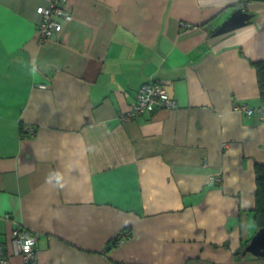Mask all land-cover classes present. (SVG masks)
Returning <instances> with one entry per match:
<instances>
[{
    "label": "crops",
    "instance_id": "crops-1",
    "mask_svg": "<svg viewBox=\"0 0 264 264\" xmlns=\"http://www.w3.org/2000/svg\"><path fill=\"white\" fill-rule=\"evenodd\" d=\"M241 2L254 17L213 36ZM48 3L0 0V217L10 218H0V243L10 264H23L17 226L37 234L39 264H264L236 255L257 233L264 117L234 109L260 105L251 63L264 62V2L68 0L71 20L41 42L36 9ZM152 81L176 107L122 121Z\"/></svg>",
    "mask_w": 264,
    "mask_h": 264
},
{
    "label": "built area",
    "instance_id": "built-area-1",
    "mask_svg": "<svg viewBox=\"0 0 264 264\" xmlns=\"http://www.w3.org/2000/svg\"><path fill=\"white\" fill-rule=\"evenodd\" d=\"M67 1L68 0H49L47 5L37 7L36 12L40 16L37 27L41 42L52 38L54 34L60 32L63 27V20H71L72 16L66 8ZM189 26L188 24L184 25L187 29L190 28ZM140 90L141 91L136 94L135 100L129 110L120 115L122 121L137 117L145 112H153L157 109H173L177 105L176 101L166 93L163 86L157 82L145 83L140 87ZM234 109L235 111H241L248 115L251 112L248 106L246 107L244 104H236ZM25 131L27 134H33L31 128H26ZM4 219H8V216H5ZM36 238L37 234L35 236L21 226H17L11 231V243L14 252L21 254L23 264H39L36 259V254L33 252V245L35 244ZM0 264H10L9 259L4 255L1 244Z\"/></svg>",
    "mask_w": 264,
    "mask_h": 264
},
{
    "label": "trees",
    "instance_id": "trees-1",
    "mask_svg": "<svg viewBox=\"0 0 264 264\" xmlns=\"http://www.w3.org/2000/svg\"><path fill=\"white\" fill-rule=\"evenodd\" d=\"M245 1L248 2L250 0H245ZM260 1L264 2V0H260ZM70 15H71V13H70ZM249 21L250 20H248L246 23H248ZM251 64L254 66V69H255L256 74H257V83H258V90H259L260 105L258 107H250L247 105L249 110H251V112L249 113V115L246 113L244 115H246L248 117H252L256 113H258V115H259L258 117L263 118L264 117V62L263 61H257V62H252ZM152 82H155V81H152ZM147 83H149V82H147ZM140 87H139V89H140ZM253 186H254V190L252 192V202H253L252 206H253V208L250 211L252 213L251 215H252L253 223H254L257 231H259L264 227V163H255L254 164V167H253ZM24 229H26V228H24ZM26 231H29L36 236L35 232H32L28 229H26ZM122 238H125L123 236V234L120 236H117L113 240H110L107 243L106 249L113 248L117 244V241L123 240ZM37 240H38V236L36 238L35 244L33 245V252L36 254V259H37ZM247 242L245 241L242 244L243 249H241L240 252L237 253L236 255H241V253L244 254V252H245L244 247L247 246L246 245ZM2 247H3V245H2ZM3 250H4V247H3ZM20 256H21V254H20Z\"/></svg>",
    "mask_w": 264,
    "mask_h": 264
},
{
    "label": "water",
    "instance_id": "water-1",
    "mask_svg": "<svg viewBox=\"0 0 264 264\" xmlns=\"http://www.w3.org/2000/svg\"><path fill=\"white\" fill-rule=\"evenodd\" d=\"M251 17V13L245 12L243 9H237L214 30L212 35L218 36L240 28L244 26ZM245 251H249L256 256L264 255V227L257 231L252 237L251 242L249 246L245 248Z\"/></svg>",
    "mask_w": 264,
    "mask_h": 264
},
{
    "label": "rangeland",
    "instance_id": "rangeland-1",
    "mask_svg": "<svg viewBox=\"0 0 264 264\" xmlns=\"http://www.w3.org/2000/svg\"><path fill=\"white\" fill-rule=\"evenodd\" d=\"M243 6H244V2H241L240 4H239V6H238V8L237 9H243ZM236 9V10H237ZM254 17V15L252 14V17L249 19V20H251L252 18ZM190 27V29H192V28H194V26H192V25H190L189 26ZM233 31V30H232ZM139 91H141L140 89L139 90H137V93L139 92ZM129 110V109H128ZM127 110V111H128ZM126 112V111H125ZM124 113V112H123ZM121 119V118H120ZM130 120V119H129ZM126 121H128V120H126ZM5 216H8V219H4L5 218ZM0 218H3L4 220H10V218H9V215L8 214H5L3 217H0ZM13 230V229H12ZM123 239V241H124V238H122ZM121 242V241H120ZM251 242V241H250Z\"/></svg>",
    "mask_w": 264,
    "mask_h": 264
},
{
    "label": "clouds",
    "instance_id": "clouds-1",
    "mask_svg": "<svg viewBox=\"0 0 264 264\" xmlns=\"http://www.w3.org/2000/svg\"><path fill=\"white\" fill-rule=\"evenodd\" d=\"M157 83H158V82H157ZM144 84H145V83H144ZM159 84H160V83H159ZM142 85H143V84H142ZM142 85H141V86H142ZM136 94H137V93H136ZM135 97H136V96H135Z\"/></svg>",
    "mask_w": 264,
    "mask_h": 264
}]
</instances>
